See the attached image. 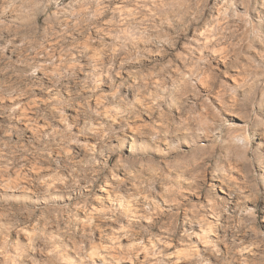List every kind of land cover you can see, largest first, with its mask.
Returning <instances> with one entry per match:
<instances>
[{
    "label": "rangeland",
    "instance_id": "374dc122",
    "mask_svg": "<svg viewBox=\"0 0 264 264\" xmlns=\"http://www.w3.org/2000/svg\"><path fill=\"white\" fill-rule=\"evenodd\" d=\"M160 3L52 0L49 20L44 13L33 19L28 0H0V264H264V169L257 165L264 100L256 101L264 89V0H164L171 13L154 6ZM133 115L121 133L117 121ZM90 116L91 127L111 122L124 137L125 157L132 138L146 139L137 133L195 123L200 131L177 145L174 166H188L185 153L195 159L212 149L222 153L215 179L198 181L200 194L183 181L177 189L162 180L153 153L149 164L161 182L152 196L164 212L151 224L140 221L150 235L121 233L107 218V172L89 188L60 156L87 159L96 135L79 133ZM245 153L250 166L225 163ZM113 171L124 179V169ZM49 184L55 188L44 195ZM165 188L175 203H163Z\"/></svg>",
    "mask_w": 264,
    "mask_h": 264
},
{
    "label": "clouds",
    "instance_id": "9594fccd",
    "mask_svg": "<svg viewBox=\"0 0 264 264\" xmlns=\"http://www.w3.org/2000/svg\"><path fill=\"white\" fill-rule=\"evenodd\" d=\"M52 0H28V4L31 10L35 14L44 13L46 19H51L52 14L48 12L49 5H51ZM161 8L162 10L171 13L174 11V6L171 3H164L161 0L159 5H154ZM199 5H194L193 7H198ZM185 7H189L185 5ZM98 82V81H97ZM157 100H163L165 97L158 94L156 96ZM264 100V89H260L257 92L256 101ZM156 100H152L155 104ZM175 101H173L174 103ZM139 101H134L127 107L129 109L133 108ZM92 115H97L93 113ZM124 116H127V111H125ZM134 115L127 118L126 121H117L121 123L120 132L126 134L127 128L132 126L134 122ZM91 116L85 120V125L81 128L79 135H96V145H89L87 152V159L83 161H78L71 153L62 152L60 156L66 158L68 165L72 168L74 176H77L79 180H84L87 182V186H91L104 175V182L107 186V191L109 196L107 199L110 201L112 207L108 209L109 219H115L117 223L121 225L120 232L138 236L141 234L150 235L147 229L140 223L142 220H148L151 224L156 215L162 214L164 209L161 207V203L153 199L152 193L155 191L154 184L161 182L160 179L154 177L152 173L149 161L151 160V155L155 153L158 157L155 161L156 166L160 169L161 177L164 182L169 184H175L177 189L182 188L181 181L188 185L186 191H192L195 194H200V185L198 181H203L205 175H211L212 179H215V175L212 169H215L218 162L222 160V153L219 155L214 154L212 149H208L207 152L201 154L197 158L193 159L185 153V157L188 159L189 164L183 169H177L174 166V159L179 156L180 153L176 151L178 144L186 143L191 140L200 131L195 123L189 121H184L182 126H177L175 121H170L168 123L161 124L158 131H146L144 133H137L139 136L146 137V139H136L132 138L129 155L127 157L123 156L122 148L124 137L120 136L117 131L113 128L111 122L107 124L97 123L95 127H91ZM107 129V130H105ZM99 130V131H97ZM113 139L121 140L119 147L109 146V142ZM74 141L69 140V143ZM160 143L168 146L167 154H165V149L160 147ZM112 156L116 157L115 163L112 168L108 166V161ZM99 157V159H98ZM56 167H61L60 160L54 162ZM225 163H231L233 165H244L250 166L252 161L245 155L243 158H236L233 161H225ZM82 165V167H77ZM257 165L264 169V161H257ZM113 168H122L126 171L124 179H121L115 174ZM192 177H195L193 180ZM247 186V182H246ZM67 187V186H66ZM55 188V185L49 184L46 186H41V191L44 195H48ZM75 182L72 189L74 190ZM169 189H164V204L175 203V199L166 195ZM183 196V191L177 193ZM157 195H161L157 193ZM149 202V206H144L141 204V199ZM135 205V211L130 212L126 207L128 203ZM211 204V201H209ZM226 212V209H221L219 213L213 211L214 216H218ZM173 224L167 231L168 235L174 231L175 216H173ZM126 220L128 227L125 228L122 221ZM163 242V241H161ZM136 245H133L135 248ZM216 252V249L213 248ZM219 255L218 252H216ZM162 252H156V256H162ZM132 257L130 256L129 259ZM156 264H160L157 260Z\"/></svg>",
    "mask_w": 264,
    "mask_h": 264
},
{
    "label": "bare ground",
    "instance_id": "6f19581e",
    "mask_svg": "<svg viewBox=\"0 0 264 264\" xmlns=\"http://www.w3.org/2000/svg\"><path fill=\"white\" fill-rule=\"evenodd\" d=\"M202 238L204 239V242L205 243H208L210 242V229H206L204 232H203V236ZM184 250V249H183ZM193 250V249H192ZM96 255H98V252L96 251L95 252Z\"/></svg>",
    "mask_w": 264,
    "mask_h": 264
}]
</instances>
